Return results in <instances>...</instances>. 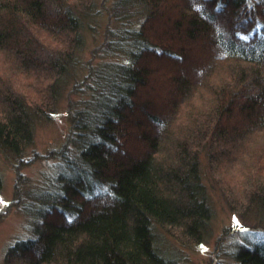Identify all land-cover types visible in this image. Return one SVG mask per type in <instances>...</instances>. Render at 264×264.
<instances>
[{
    "label": "trees",
    "instance_id": "1",
    "mask_svg": "<svg viewBox=\"0 0 264 264\" xmlns=\"http://www.w3.org/2000/svg\"><path fill=\"white\" fill-rule=\"evenodd\" d=\"M116 6L135 8L144 21L136 33L121 23L108 50L133 35L142 43L129 46L132 61L96 68L88 62L84 79H97L98 87L84 84L81 104L70 105L76 156L61 155L65 172L51 192L27 196L33 237L10 244L5 264H182L160 252L154 229L203 239L211 210L202 148L217 162L231 154L219 146L228 143L244 169L264 159V0H116ZM100 13L95 0H0V151L20 156L35 122L56 109L70 82L73 93L85 83L76 82L74 70L83 32ZM194 47L207 58L196 62V74L170 76L159 64L193 62ZM155 74L166 83L158 91L149 85ZM136 110L148 116L150 129L139 127ZM130 142L139 144L137 155L124 157ZM247 182L244 203L264 211V177ZM100 183L106 189L94 192ZM239 239L235 264H264V240L245 233Z\"/></svg>",
    "mask_w": 264,
    "mask_h": 264
},
{
    "label": "rangeland",
    "instance_id": "2",
    "mask_svg": "<svg viewBox=\"0 0 264 264\" xmlns=\"http://www.w3.org/2000/svg\"><path fill=\"white\" fill-rule=\"evenodd\" d=\"M95 5L101 13L98 16V21L93 23L94 27L87 28L83 32V47L79 53L76 70H74L77 75L76 82L85 80L84 77L88 73V62L92 68H96L102 62L110 60L132 61L127 55L128 48L130 45L135 46L136 42H141L136 41L138 35H133L134 39L123 41L124 46L119 45L116 51L108 50L111 48L109 42L114 38L110 34H119L121 23L127 24V26L131 25L136 33L141 27L139 23L144 16H141L135 8L125 9L123 6H116V0H95ZM127 5L125 4L126 7H130ZM114 31L115 33H112ZM94 48L98 49L95 50V55H92ZM134 49L137 48L132 47V50ZM195 50L197 51V48ZM195 54L199 55L194 58L193 62H171L163 59L159 61V64L166 65L170 76L179 74L182 70L188 75H193L197 70L196 62H205L207 59L206 55L199 51ZM183 71L182 73H184ZM94 79L91 82V79L87 78L85 83H80L79 90L75 93L69 92L74 81L70 82L68 89L66 87L56 100V109L52 112L47 111L43 118L35 122L33 141L20 156L0 151V175L2 178L0 201H3L0 203V264H5V253L10 244L17 240L33 237V220L29 215L32 203L27 196L51 192L55 188L58 174L65 172L61 155L62 158L65 156L67 159L76 156L73 152L76 151L75 146L79 139L71 130L70 105L73 102L77 105L81 104L80 100L87 94L84 84L91 83L98 87L95 82L97 79ZM161 79L158 74H155L149 85L157 88L156 91H158L160 87L166 86V83H163L165 79L163 78L164 81ZM161 89L160 92H162ZM160 106L162 105L160 104ZM133 113L141 125L139 127H152V122L144 112L136 110ZM156 115L162 119L167 113ZM130 145L131 147L122 156L137 155L139 144L132 145L131 143ZM163 145L166 147L167 144L163 143L162 147H164ZM219 146L229 149L231 154L224 156L223 153L221 159L216 160L217 162L210 158L211 154L207 151L209 147L202 148L199 152L201 179L211 210L207 231L200 243L185 238L175 229L167 230L158 226L154 229L155 243L160 252L177 259L182 264H235L233 253H235L238 244L240 245L239 237L242 238L245 233L250 237L254 236L264 240V211L251 207L249 203L246 205L242 194L243 187L249 183L247 180H250L251 176L254 179L258 173L264 177V159L258 160L261 162L255 165L256 169L254 166L253 169H244L235 159L234 150L228 143ZM217 147L218 145L214 146V149ZM162 156H164L162 152L157 154L158 158ZM258 169L260 172H257ZM101 184L94 192L106 189V185ZM75 203L77 202H73V205ZM60 217L62 216L57 215L53 217V220L60 221ZM242 240L249 243L246 239Z\"/></svg>",
    "mask_w": 264,
    "mask_h": 264
},
{
    "label": "snow or ice",
    "instance_id": "3",
    "mask_svg": "<svg viewBox=\"0 0 264 264\" xmlns=\"http://www.w3.org/2000/svg\"><path fill=\"white\" fill-rule=\"evenodd\" d=\"M0 203H3V201H0ZM201 247H203V246H201Z\"/></svg>",
    "mask_w": 264,
    "mask_h": 264
}]
</instances>
